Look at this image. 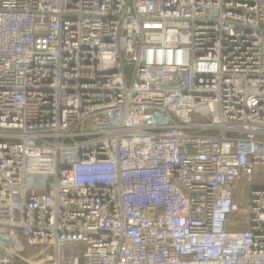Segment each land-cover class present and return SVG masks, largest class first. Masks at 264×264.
<instances>
[{
	"label": "built area",
	"instance_id": "1",
	"mask_svg": "<svg viewBox=\"0 0 264 264\" xmlns=\"http://www.w3.org/2000/svg\"><path fill=\"white\" fill-rule=\"evenodd\" d=\"M263 166L264 0H0V264H264Z\"/></svg>",
	"mask_w": 264,
	"mask_h": 264
},
{
	"label": "rangeland",
	"instance_id": "2",
	"mask_svg": "<svg viewBox=\"0 0 264 264\" xmlns=\"http://www.w3.org/2000/svg\"><path fill=\"white\" fill-rule=\"evenodd\" d=\"M52 181V180H51ZM34 182L36 184L38 183H42L43 180L42 179H37L34 178ZM264 188V166L260 167L255 175V180L253 181L252 184H248L246 186V189L248 190V197L250 198V195L252 193V190H256V189H262Z\"/></svg>",
	"mask_w": 264,
	"mask_h": 264
}]
</instances>
